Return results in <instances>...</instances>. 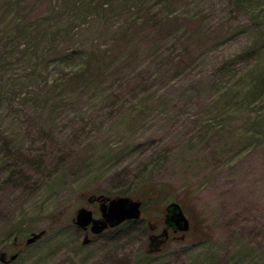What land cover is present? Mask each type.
I'll use <instances>...</instances> for the list:
<instances>
[{"label": "rangeland", "instance_id": "374dc122", "mask_svg": "<svg viewBox=\"0 0 264 264\" xmlns=\"http://www.w3.org/2000/svg\"><path fill=\"white\" fill-rule=\"evenodd\" d=\"M0 264H264V0H0Z\"/></svg>", "mask_w": 264, "mask_h": 264}, {"label": "water", "instance_id": "95a60500", "mask_svg": "<svg viewBox=\"0 0 264 264\" xmlns=\"http://www.w3.org/2000/svg\"><path fill=\"white\" fill-rule=\"evenodd\" d=\"M99 201L100 216L95 217L93 211L85 206L78 207L75 210L72 221L78 227L89 230L93 234H98L109 227H114L119 223L129 220L138 219L141 214V201L129 196L109 197L104 195L92 196L88 198ZM164 222L180 231H187L190 226L189 219L185 215L181 205L172 201L165 206ZM45 230L31 232L26 238V243L30 244L43 235ZM88 231H86L82 243H88Z\"/></svg>", "mask_w": 264, "mask_h": 264}, {"label": "flooded vegetation", "instance_id": "af4514ba", "mask_svg": "<svg viewBox=\"0 0 264 264\" xmlns=\"http://www.w3.org/2000/svg\"><path fill=\"white\" fill-rule=\"evenodd\" d=\"M93 202H97L98 206H99V201L97 200H92ZM165 210L163 213V227L161 229V231L159 233H154V227H152V225L149 228V232H148V249L149 250H158L161 249L163 247V245L167 242V240L169 239V233L173 232H180V238L182 239L184 237V232L180 231L179 229H175L174 227H171L170 225H167L164 222V218H165ZM95 215V214H94ZM99 216V215H98Z\"/></svg>", "mask_w": 264, "mask_h": 264}, {"label": "trees", "instance_id": "16d2710c", "mask_svg": "<svg viewBox=\"0 0 264 264\" xmlns=\"http://www.w3.org/2000/svg\"><path fill=\"white\" fill-rule=\"evenodd\" d=\"M159 160L158 158H153V163H155V161ZM151 163V162H150ZM153 168V167H152ZM153 188V187H152ZM155 189V188H153ZM145 191V190H144ZM144 191H143V194H141V196L139 195V198L138 197H133V195L131 194L130 190L129 189H122V190H119V192L117 193H114V194H108L109 196H116V195H126V196H130V197H133V198H137V199H140L142 201H144ZM146 197V196H145ZM150 228V226L148 225L147 226V229ZM191 228V227H190Z\"/></svg>", "mask_w": 264, "mask_h": 264}]
</instances>
